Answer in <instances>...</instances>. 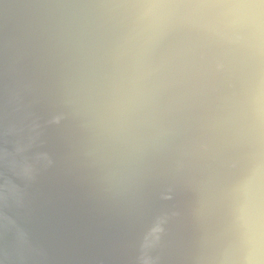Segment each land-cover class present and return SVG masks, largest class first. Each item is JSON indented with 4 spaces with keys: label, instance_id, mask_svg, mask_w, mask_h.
Segmentation results:
<instances>
[{
    "label": "clouds",
    "instance_id": "9594fccd",
    "mask_svg": "<svg viewBox=\"0 0 264 264\" xmlns=\"http://www.w3.org/2000/svg\"><path fill=\"white\" fill-rule=\"evenodd\" d=\"M7 14L39 119L107 195L151 209L137 264H264V0H15ZM4 41L0 28V57Z\"/></svg>",
    "mask_w": 264,
    "mask_h": 264
},
{
    "label": "water",
    "instance_id": "95a60500",
    "mask_svg": "<svg viewBox=\"0 0 264 264\" xmlns=\"http://www.w3.org/2000/svg\"><path fill=\"white\" fill-rule=\"evenodd\" d=\"M13 3L0 5V264H137L151 209L107 195L39 119L9 54Z\"/></svg>",
    "mask_w": 264,
    "mask_h": 264
}]
</instances>
